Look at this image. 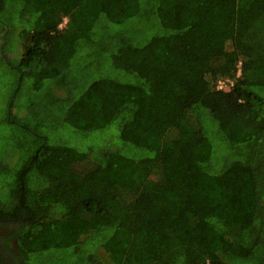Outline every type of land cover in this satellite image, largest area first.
Listing matches in <instances>:
<instances>
[{"label": "trees", "instance_id": "1", "mask_svg": "<svg viewBox=\"0 0 264 264\" xmlns=\"http://www.w3.org/2000/svg\"><path fill=\"white\" fill-rule=\"evenodd\" d=\"M0 264H264V0H0Z\"/></svg>", "mask_w": 264, "mask_h": 264}, {"label": "built area", "instance_id": "2", "mask_svg": "<svg viewBox=\"0 0 264 264\" xmlns=\"http://www.w3.org/2000/svg\"><path fill=\"white\" fill-rule=\"evenodd\" d=\"M231 84H233L232 81H231ZM223 87H227V85L223 81H221L219 88H223Z\"/></svg>", "mask_w": 264, "mask_h": 264}]
</instances>
